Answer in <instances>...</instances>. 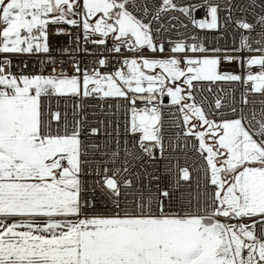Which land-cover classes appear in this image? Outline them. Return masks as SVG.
I'll return each instance as SVG.
<instances>
[{
    "label": "snow or ice",
    "instance_id": "6c2138e0",
    "mask_svg": "<svg viewBox=\"0 0 264 264\" xmlns=\"http://www.w3.org/2000/svg\"><path fill=\"white\" fill-rule=\"evenodd\" d=\"M200 8H206L205 19L194 16ZM220 10L208 0H159L151 9L149 0H0V264H264V100L259 109L246 110L250 94L264 95V14L255 23L234 21L248 33L238 48L169 40L164 55V33L188 26L170 13L201 30H218ZM224 10L226 27L233 22L231 0ZM50 24L81 29L83 43L77 35L75 48L69 39L54 56ZM257 26L258 39L251 36ZM55 35L70 33L58 28ZM89 43L110 55L122 48L133 55L111 74L95 67L89 72L76 59L97 55ZM245 51L259 54H229ZM10 55H42L53 67L47 75L13 72ZM99 56L96 63L106 66L104 53ZM62 57L73 74L57 72ZM234 62L247 72L221 69ZM225 82L244 85L241 107L234 97L225 105V96L215 95L213 86ZM205 88L215 95L214 107L203 95L197 101ZM165 96L181 115L183 137L194 138L192 147L206 165L195 192L180 191L179 180L165 183L147 171L141 180L140 172L131 171L132 161L155 159L157 149L163 158ZM54 97L79 101L71 120L66 111L52 110ZM89 98L132 105L125 130L139 134L141 155L127 140L121 149L118 124L114 149L111 139L86 143V131H100L84 112ZM137 102L144 107L137 109ZM225 107L231 115L220 111ZM97 154L100 159L89 158ZM180 180H190L188 168L180 170Z\"/></svg>",
    "mask_w": 264,
    "mask_h": 264
},
{
    "label": "built area",
    "instance_id": "2783aa9c",
    "mask_svg": "<svg viewBox=\"0 0 264 264\" xmlns=\"http://www.w3.org/2000/svg\"><path fill=\"white\" fill-rule=\"evenodd\" d=\"M159 0H149V7L151 9L152 3H158ZM177 4H184V3H203L204 0H175ZM229 0H208V3H219L220 5V12L219 15V23L220 27L218 30H207V29H199L194 27L190 21L180 15L179 13H170L169 15H177L180 17V20L183 21L184 24H187V28H180L173 29L170 32L164 33L163 43L165 45V54H168V50L170 48V44L168 43L169 40L176 41V40H184L186 43H203L206 48L212 49L215 47L220 48H238L240 44V36L248 35L247 32L244 30H240L237 28L234 21L236 19H246L249 23H255L256 17L259 14H264L261 12V6L264 5V0H255V6L252 5V0H231V4L233 6L232 17L233 22H229L225 27L224 18L228 15V13L224 10L225 5L228 4ZM137 3H140V0H137ZM131 10V5H129ZM245 9V11L241 12L239 9ZM140 15V13H136ZM194 16L196 19H205L206 18V8H200L195 13ZM163 19L167 20V17ZM173 23H177L173 21ZM157 25L153 23V27L155 28ZM62 28L65 32L70 33V35H55L56 29ZM49 32H50V43L53 46V55H58L57 48L67 47V42L69 39L73 41L72 47H76L75 37L77 35H81V29L72 28L70 26L64 24H50L49 25ZM260 32V27L257 26L255 30L251 33L252 37L259 38L257 33ZM192 37H196V40H193ZM159 39V38H158ZM81 43H83V37L81 35ZM108 47H111L113 41L111 38L108 39ZM89 48L96 52V56H82L77 55V60H82L81 69L87 68L89 72L92 69L98 68L102 73L111 74L115 70L121 67V62L124 57L131 58L133 53L129 52L127 49L122 48L121 54H113L110 55L103 47H96L92 46L89 43ZM253 48L258 47L255 43L252 44ZM103 52L104 57L107 58L108 63L104 67H100L96 61L100 58L99 53ZM145 56H151L152 54L145 51L143 53ZM211 55L212 53H208ZM230 55L233 56H244L247 57L249 55H258L259 53H248L247 51L240 53V52H230ZM188 55H198L193 54L191 52ZM223 55V53H221ZM159 56V54H157ZM12 60V68L11 71L13 72H20L23 71L26 74L29 73H39L43 71L45 75L51 72L53 65L47 60L44 56H19V55H10L9 57ZM63 63L56 64L57 72L63 70L65 73L71 75L73 74V67L72 63L68 60L67 57H62ZM43 61V65L41 64ZM27 63V68L24 67V63ZM235 63V62H234ZM234 63L231 65L222 64L221 68H227L228 71H234L237 74H244L247 72V69H242L238 62L235 64V69H232ZM126 69V68H125ZM124 69V70H125ZM252 71H258V68H253ZM215 91V95H224V103L225 105L228 104L230 97H234L236 107H241L240 105V98L241 93L244 91V85L238 82L232 83H221L213 86ZM220 88L225 90L224 93L219 91ZM201 95L207 97L208 103H212L214 107V99L215 95L209 93L205 88V91L201 93H197V101L201 100ZM131 96V94H130ZM248 100L250 103L247 105L246 110L249 108H256L259 109L260 104L259 101L264 100V95L260 94H250L248 96ZM254 102V103H253ZM79 103V101L74 100L71 97H63V98H53L52 99V110L53 111H60L62 114L66 111L68 114V119H72V112L74 111L73 104ZM86 104V108L84 112L88 117V121L90 127H97L99 128V133L95 136H89L88 131L84 133V137L86 139V143H96L98 145H103L106 141L110 139L113 141L112 148H115V139L117 138L116 127L117 124L119 126V139L121 142V149H123L124 141H128L129 148L132 147L133 143H136V154L141 155L139 146H138V139L139 134L137 133L133 136L131 133L126 132V121H130L131 119V107L127 101L120 99H110L107 102H101L96 99L89 98L88 100L84 101ZM103 103L104 107L101 108L99 105ZM208 103H205V109L208 108ZM111 104L112 107L108 108L107 105ZM116 105H119L117 109ZM144 105L137 102L136 108L140 109L143 108ZM128 109V111H126ZM79 111L78 109H75ZM220 111L229 112V110L225 107L222 108ZM95 113V115H93ZM229 115L231 113L229 112ZM79 118V117H78ZM99 121H105L104 124L99 123ZM181 125L177 127L176 125ZM161 125H162V135L164 137V144H165V151L163 153V158L160 156V152L157 149L155 151V159H150L147 155H143L142 159L132 161V172H140L141 173V180H144V172L147 171L149 173H153L154 175H158L161 179L167 183L170 180H179L180 183V191L184 192H195L197 190V181L203 177V172L199 171L202 165H205L202 157L196 151L195 147H192L195 144L194 138L183 137V125L181 122V115L177 110L176 106L171 105V103L165 99H163V105L161 106ZM111 133V137L109 136ZM180 135V140L176 139V136ZM185 142L188 143L189 147L185 148ZM177 144L178 146L173 149L170 145ZM90 159H100L99 155L95 157H89ZM123 158V151H121V159ZM113 165H109L112 167ZM119 166V165H116ZM94 167V165H93ZM183 168H188L190 173V180L183 181L180 180V170ZM155 183V182H154Z\"/></svg>",
    "mask_w": 264,
    "mask_h": 264
},
{
    "label": "rangeland",
    "instance_id": "374dc122",
    "mask_svg": "<svg viewBox=\"0 0 264 264\" xmlns=\"http://www.w3.org/2000/svg\"><path fill=\"white\" fill-rule=\"evenodd\" d=\"M235 64H236V62L234 63L233 67H231L232 69H235ZM222 70H228V69L224 68ZM124 71H127V69H125ZM145 71H148V70H145ZM156 71H159V69H157ZM164 99L170 102V98L169 97L165 96Z\"/></svg>",
    "mask_w": 264,
    "mask_h": 264
}]
</instances>
